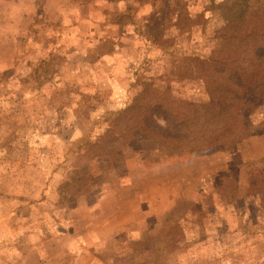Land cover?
<instances>
[{"label":"rangeland","instance_id":"obj_1","mask_svg":"<svg viewBox=\"0 0 264 264\" xmlns=\"http://www.w3.org/2000/svg\"><path fill=\"white\" fill-rule=\"evenodd\" d=\"M262 54L264 0H0V264H264Z\"/></svg>","mask_w":264,"mask_h":264},{"label":"trees","instance_id":"obj_2","mask_svg":"<svg viewBox=\"0 0 264 264\" xmlns=\"http://www.w3.org/2000/svg\"><path fill=\"white\" fill-rule=\"evenodd\" d=\"M259 59L264 57V54L262 55H256ZM211 58L208 59L210 61ZM235 72V71H234ZM239 74L242 72L236 71ZM233 73V72H232ZM232 73H227L225 71L218 73L220 76H231ZM237 74V76L239 75ZM216 77L215 79L220 81V78L213 75ZM236 76V77H237ZM235 77V78H236ZM234 78V80H235ZM206 78H203V80ZM231 80V77H230ZM227 82V81H226ZM217 87H212L211 89H216ZM226 89V88H225ZM152 90L158 91V93H163L165 95L166 92L154 88L152 85V82H147L144 86L143 91L137 95V97L134 99L133 105L131 108L133 109H138V111L146 112L145 108H143V105L140 104L141 99L146 98V97H151L152 95ZM228 95L224 96H216L215 92L209 93V101L206 104H202L200 111H194V112H187L185 106H188L186 100L184 103H175L174 105H170L172 107H165L164 104L161 103L162 109H160V113L156 115V118L153 120L150 117H139L140 120H147L151 119V125H148L150 127L149 130H158L159 134L162 135L163 138L165 139H173L176 140L177 142L185 143V142H195L193 146H202V145H207L209 144L208 142L205 144H202L204 141L202 140H209L214 141L215 138H218V135H214L215 133H218L219 128H213L214 125L209 124L210 126L208 128L209 134H202L199 130H196L197 122L201 123V120H207L209 123H214L215 125H219V122L223 123L224 126L227 127V129L231 130L235 127L236 124V117L233 115L228 116V109L230 106L233 104L235 98H232V88L231 90L228 91ZM172 103H167L166 105H169ZM130 108V109H131ZM141 109V110H139ZM125 110L124 112H126ZM123 112V113H124ZM236 115V114H235ZM137 116V115H135ZM138 117V116H137ZM141 124L138 127V130H141ZM213 128V129H212ZM222 133V132H221ZM221 135V134H219ZM215 136V137H214ZM197 140V141H196ZM201 140V141H200ZM186 144V143H185ZM188 144V143H187Z\"/></svg>","mask_w":264,"mask_h":264}]
</instances>
